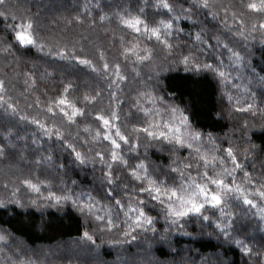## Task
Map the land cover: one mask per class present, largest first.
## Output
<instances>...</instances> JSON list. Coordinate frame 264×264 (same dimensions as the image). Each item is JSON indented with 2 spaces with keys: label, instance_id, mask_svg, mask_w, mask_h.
Instances as JSON below:
<instances>
[{
  "label": "trees",
  "instance_id": "1",
  "mask_svg": "<svg viewBox=\"0 0 264 264\" xmlns=\"http://www.w3.org/2000/svg\"><path fill=\"white\" fill-rule=\"evenodd\" d=\"M145 3L146 0H8V8L16 15L17 21L33 22L35 34L45 44V51L66 46L100 67L101 52L109 62H115L119 57L125 30L118 26L117 14L130 12L137 15ZM216 4L217 9L224 5L231 10H239L240 0H216ZM154 13L155 9L149 3L143 15L150 23L160 19ZM101 14L110 17V21L100 23ZM223 15L220 10V16ZM77 17L82 22L78 23ZM228 19L232 23L230 15ZM262 19L244 18L245 39L233 36L219 21L206 20L202 13L194 14L192 19L181 18L178 26L183 31L173 40L176 45L173 56H167L157 48L153 61L139 65L135 71L131 65L122 64V70L128 77L120 93V99L124 101L120 106L122 120L138 91L145 85L154 86L155 94L183 110L192 127L205 134V139L210 133L220 147L228 146L229 142L237 148L248 147L245 141L255 145L244 167L254 181L264 183V30L251 29L253 23L258 24ZM197 32H202L204 39L212 37L213 43L218 38L241 55L239 66L232 69V77L239 90L232 87L228 91L242 101L254 100L259 106L255 116L235 112L234 103L228 102L223 94L225 90L212 74L185 71L183 65L177 63L175 57L181 53L195 54L193 44ZM8 43L15 45L12 33L0 22V47ZM219 51L228 64L226 49L220 47ZM200 59L203 61L204 57ZM0 80L5 83L3 99L13 103L17 110L13 114L0 104V146L5 147V155L0 158V201L5 205L0 207V233L5 236L4 248L11 249L15 259L31 264H256L255 255L251 258L244 256L211 223L189 220L182 230L187 235L173 229L167 234V239L161 240L160 235L167 227L161 216L156 224V234L140 233L136 240L126 241L119 229L103 234L96 232L95 223L86 221L71 204L46 206V201L33 204L35 196L23 189L13 197L12 190L18 186L21 175L39 176L57 192L67 185L76 192H90L93 196L103 194L101 182L104 177L99 164L95 168L92 164L87 167L73 164V158L59 142L44 140L42 147L40 141L33 144V133H38V130L19 117L24 115L29 119L43 120L46 113L41 110L45 104L57 98L69 83L73 86L69 98L81 107L84 106V96H93L100 91L102 95L97 98L95 110L108 109L110 97L108 81L89 68L74 60L52 59L34 49L13 47L9 53L0 54ZM32 80H35V87L29 88L25 81L31 84ZM37 102L40 108L35 106ZM88 110H92L91 105ZM245 122L248 124L247 132L242 129ZM88 123H91V118L84 120L80 127ZM71 131L75 135L77 129ZM8 132L11 135L5 140ZM141 151L143 153L144 149ZM49 154L51 162L36 164V160ZM239 154L243 156L242 152ZM186 155L187 149L172 154L149 147L145 163L150 171L158 174L161 168L169 171L172 160L183 161ZM60 164L64 168L58 170ZM123 175L121 173V177ZM4 184H8L7 189ZM17 199L21 206L13 202ZM231 211L233 235L245 240L254 253H264V222L253 215L256 209L242 206ZM152 214L155 216L157 213ZM206 214L211 220L218 219V213L209 211ZM86 230L95 232V246L83 240L82 233Z\"/></svg>",
  "mask_w": 264,
  "mask_h": 264
},
{
  "label": "snow or ice",
  "instance_id": "2",
  "mask_svg": "<svg viewBox=\"0 0 264 264\" xmlns=\"http://www.w3.org/2000/svg\"><path fill=\"white\" fill-rule=\"evenodd\" d=\"M149 3L155 9V16L160 17L158 21L150 23L144 17ZM178 5L187 6L178 9ZM214 9H217L216 0H146L145 7H141L137 15L130 12L117 14L118 26L125 30L120 41L119 57L117 61L109 62L101 52L99 59L102 64L97 67L91 59L80 57L66 46L45 51V44L35 34L33 22L17 21L16 15L8 8V0H0V22L11 31L15 41V45L8 43L0 47V54L9 53L16 47L20 50L34 49L52 59L74 60L108 81L110 97L108 109L95 110L97 98L102 95L100 91L93 96H84V106L81 107L77 101L69 98L73 87L69 83L57 98L45 104L41 110L46 113L43 120L29 119L24 115L19 117L38 130V133H33V144L40 141L42 147L44 140L59 142L73 158V164L79 167L92 164L94 168L99 164L104 177L101 182L103 194L93 196L90 192H76L67 185L57 192L39 176L21 175L18 186L12 190L13 197L23 189L35 196L33 204L37 201H46V206L71 204L86 221L95 223L96 232L103 234L119 229L126 241L136 240L140 233L156 234V224L161 216L167 225L164 234L160 235L161 240L167 239V234L173 229L187 235L182 230L189 220L211 223L244 256L251 258L255 255L256 264H264V253H254L245 240L233 235L231 211L242 206L256 209L253 215L264 222V183L254 181L252 174L244 167L255 145L245 141L248 147L237 148L230 142L228 146L220 147L210 133L205 139V134L192 127L183 110L166 101L163 96L156 95L154 86L150 85L138 91L129 112L123 120L121 118L120 106L124 101L120 99V93L123 91L122 85L128 80L122 64L131 65L135 71L139 65L153 61L157 48L167 56H173L176 47L173 40L183 31L178 26L181 18L192 19L194 14L202 13L206 20L219 21L233 36L245 39L244 18H264V0H240L239 10H231L224 5ZM220 10L224 13L223 17L220 16ZM229 15L232 23H229ZM110 19L105 14L99 16L100 23ZM77 22H82L79 17ZM257 28L264 30V19L252 24V31ZM220 47L228 53V64H225ZM193 48L195 54L181 53L175 57L177 63L183 65L185 71L212 74L225 90L223 94L228 102L234 103L235 112L255 116L259 106L254 100L242 101L228 91L232 87L239 90L232 77V69L239 66L241 55L218 38L215 43L212 37L204 39L202 32L195 34ZM201 56L204 57L203 61ZM136 75L139 76V73ZM25 83L29 88L35 87V80L31 84L28 81ZM4 91L5 83L0 80V104L16 114V106L3 99ZM90 105L91 111L88 110ZM35 106L40 108L39 102ZM88 118H91V123L81 128L80 125ZM73 128L77 129L75 135L71 131ZM242 129L247 132V122L242 125ZM10 135L11 132H8L5 140ZM149 147L172 154L187 149V155L183 161L172 160L169 171L165 172L161 168L157 174L150 171L145 163ZM240 152L243 153L242 157ZM4 155L5 147L0 146V158ZM51 161L52 156L49 154L36 160V164L39 166ZM63 168L64 165L60 164L58 170ZM3 187L7 189L8 184ZM13 202L21 206L20 200ZM4 206V202L0 201V207ZM209 211L218 213V219L211 220L206 214ZM153 212L157 214L154 216ZM82 238L96 245L95 232L86 230ZM0 242H6L4 235H0ZM20 264L31 262L21 261Z\"/></svg>",
  "mask_w": 264,
  "mask_h": 264
},
{
  "label": "rangeland",
  "instance_id": "3",
  "mask_svg": "<svg viewBox=\"0 0 264 264\" xmlns=\"http://www.w3.org/2000/svg\"><path fill=\"white\" fill-rule=\"evenodd\" d=\"M0 235H2L0 233ZM5 245L3 242H0V264H20L21 261L14 258L13 253L8 249L4 248ZM38 255L36 254L35 257ZM34 260H39L34 258Z\"/></svg>",
  "mask_w": 264,
  "mask_h": 264
}]
</instances>
